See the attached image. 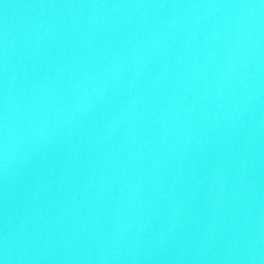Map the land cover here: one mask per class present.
Here are the masks:
<instances>
[{"label": "water", "instance_id": "water-1", "mask_svg": "<svg viewBox=\"0 0 264 264\" xmlns=\"http://www.w3.org/2000/svg\"><path fill=\"white\" fill-rule=\"evenodd\" d=\"M0 264H264V0H0Z\"/></svg>", "mask_w": 264, "mask_h": 264}]
</instances>
